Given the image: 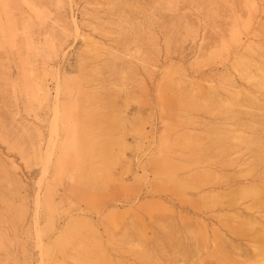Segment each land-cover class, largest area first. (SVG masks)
I'll return each mask as SVG.
<instances>
[{"label": "rangeland", "instance_id": "rangeland-1", "mask_svg": "<svg viewBox=\"0 0 264 264\" xmlns=\"http://www.w3.org/2000/svg\"><path fill=\"white\" fill-rule=\"evenodd\" d=\"M0 264H264V0H0Z\"/></svg>", "mask_w": 264, "mask_h": 264}]
</instances>
